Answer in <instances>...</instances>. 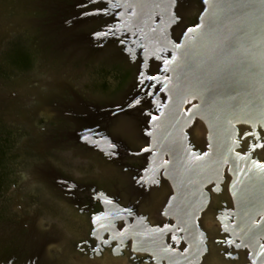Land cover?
Listing matches in <instances>:
<instances>
[{"label": "flooded vegetation", "instance_id": "af4514ba", "mask_svg": "<svg viewBox=\"0 0 264 264\" xmlns=\"http://www.w3.org/2000/svg\"><path fill=\"white\" fill-rule=\"evenodd\" d=\"M8 1L0 0V56L24 40L42 53L29 74L51 59L59 65L71 62L75 73L54 77L53 92L42 105H33L43 114L25 139L36 140L35 147L25 146L32 153L23 154L20 132L0 115V129L9 133L3 136L9 152L0 170L1 198L19 188L18 166L44 159L28 173L36 176L35 192H26L36 215L8 219L7 204H0V222L18 227L0 234V264H264V212L243 213L259 207L255 198H234L228 166L213 174L198 170L209 167L204 163L211 156L207 127L197 115L200 101L175 99L163 83L170 75L162 63L150 59L145 66L140 54L128 53L136 36L113 35L119 21L101 0H24L16 11L5 8ZM178 1L187 7L177 15L170 36L180 44L203 12L189 4L196 0ZM3 8L7 16L13 14L14 25L2 24L8 18ZM2 67L0 59L1 113L15 109L16 95L25 94L10 93L9 86L21 76L7 68L8 76L2 75ZM103 82L106 89L100 87ZM146 86L154 90L144 91ZM109 108L128 109L116 116L97 115ZM171 108L179 115L174 129L182 131L188 155L166 151L162 122ZM84 110L108 136L102 152L76 137L71 116ZM234 127L236 152L264 165V126ZM37 211L59 232L34 231ZM67 222L74 235L66 225L60 227Z\"/></svg>", "mask_w": 264, "mask_h": 264}, {"label": "water", "instance_id": "95a60500", "mask_svg": "<svg viewBox=\"0 0 264 264\" xmlns=\"http://www.w3.org/2000/svg\"><path fill=\"white\" fill-rule=\"evenodd\" d=\"M19 1L9 0L4 4L5 8L17 9L18 3L20 8L26 2ZM101 1L106 6V12L119 21L112 29L113 35H127L132 38L136 36L132 40L133 46L127 48L128 53L136 57L140 54L145 66L150 59L162 63L165 74L170 75V81L163 83H167V92L172 97H182L183 100L195 97L200 101L197 115L207 127L211 156L204 163L209 164V167L203 166L198 170L202 174H213L218 167L221 169L228 166L229 174L233 178L234 198L246 201L252 195L255 198L253 202L259 204L258 208L243 210V213H263L264 165L252 161L249 155L236 152L239 136L234 126L239 123H248L253 127L259 123L264 126V0H196L189 3L203 13L199 25L187 31L180 44L171 39L170 29L177 22V15L182 13V7H187V3L178 0ZM6 20L5 18L3 25H6ZM49 62L41 63L37 74L20 75L18 83L9 86V89L19 91L22 88H40L34 104L42 105V94L49 91L52 93L55 89L54 84L57 81L54 77L61 80L75 73L71 62L70 65L63 62L59 65L55 59ZM143 90L154 89L146 86ZM19 96L18 94L17 97ZM34 104L9 112L10 121L7 124L20 132V139L25 143L24 146L21 145L23 154L32 153L27 148L36 146L33 138L25 141L39 123L37 115L43 114V111L41 113L35 110ZM127 109L109 108L97 115L116 116L126 113ZM71 118L76 126V137L90 147L104 151L108 136L98 128V121L85 110L83 113L72 114ZM179 119V115L173 113L171 108L162 122V133L168 154L184 156L188 152L181 136L182 131L178 127L174 129V122L177 123ZM35 152L39 153L36 150ZM43 161L44 159L35 160L34 164L26 168L18 166L17 171L22 178L19 188L5 199L0 195V204L6 203L9 209L8 219L29 220L36 215L30 208L34 201L29 200L26 193H29L27 190L35 192L36 184L33 183L36 176L28 173L34 170L33 165L40 167ZM37 212L39 218H35L34 231L43 233L49 229L56 230L41 220L40 217L44 215L41 211ZM9 225L0 222V230L9 228L11 231L18 228ZM65 225L69 234L74 235L68 222L60 227L63 229Z\"/></svg>", "mask_w": 264, "mask_h": 264}, {"label": "trees", "instance_id": "16d2710c", "mask_svg": "<svg viewBox=\"0 0 264 264\" xmlns=\"http://www.w3.org/2000/svg\"><path fill=\"white\" fill-rule=\"evenodd\" d=\"M24 41V40H23ZM20 41L17 44H12L8 46L4 52H2L0 59L3 63V72L2 75L8 76V74L4 71V68H7L11 71V73H15L18 75H25L32 72H35L37 67V62L41 57V52L37 49L36 46H27L24 43L27 41ZM101 79L104 80L107 74L104 72L100 73ZM103 75V76H102ZM102 89H106V83H102L100 86ZM9 135L6 130L0 129V170H4L7 165L6 155L9 152L7 151V140L3 136ZM9 149V148H8Z\"/></svg>", "mask_w": 264, "mask_h": 264}, {"label": "rangeland", "instance_id": "374dc122", "mask_svg": "<svg viewBox=\"0 0 264 264\" xmlns=\"http://www.w3.org/2000/svg\"><path fill=\"white\" fill-rule=\"evenodd\" d=\"M19 9V8H18ZM11 11H16V9H12ZM6 15H7V12L5 11ZM9 14V13H8ZM7 20H6V26H12L14 24H12V21H10V17L13 18V14L10 13L9 16H7ZM1 42V41H0ZM40 91V88H22L21 92L25 93L24 95H20L19 97H16V100L13 104V107H15V109H10L5 112L3 111V113L0 112V114L2 115V118L7 122L10 121V116H9V112L10 111H13V110H16V109H19V108H22V107H25V106H28V105H31V104H34L35 101H36V98L38 96V93ZM14 92V94H13ZM10 93H12L13 95H15V91H11ZM17 93V91H16ZM51 94V91L49 92H46V93H43L42 94V101H45V99H47V97ZM17 96V95H16ZM33 97V98H32ZM11 99V97H9ZM9 229V228H7ZM5 229L3 230H0V234H5V235H8L9 232H5L4 231Z\"/></svg>", "mask_w": 264, "mask_h": 264}]
</instances>
